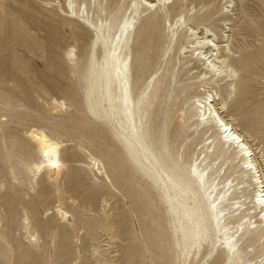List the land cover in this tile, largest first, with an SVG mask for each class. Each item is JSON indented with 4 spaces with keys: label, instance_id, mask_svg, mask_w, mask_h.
I'll list each match as a JSON object with an SVG mask.
<instances>
[{
    "label": "rangeland",
    "instance_id": "rangeland-1",
    "mask_svg": "<svg viewBox=\"0 0 264 264\" xmlns=\"http://www.w3.org/2000/svg\"><path fill=\"white\" fill-rule=\"evenodd\" d=\"M218 2L223 4L224 0ZM218 2L217 16L204 25L216 33V41L221 47L226 44L224 35L228 34L235 56L248 55L247 63L250 64L241 71V75L250 81L242 106L232 107L231 98L227 97V112L221 115L232 114L240 128L252 131L255 137L252 143L262 151L264 0H232L227 10ZM111 9L114 13L116 6ZM165 11L163 9L162 14L165 15ZM194 12V9L190 10L188 15ZM29 14L34 16L33 20L27 19ZM63 16L55 6L49 5L48 0H0V201L4 197L9 199L8 207L0 205V264H175L177 253L171 233L165 228L163 210H153L154 221L162 229L151 230L143 224L138 202L133 199L139 189L136 178L123 164L121 149L115 139L102 121L94 120L86 107L87 80L84 74L74 73L66 65L64 52L73 43L69 29L79 28L77 23L61 21ZM38 17L41 22L35 19ZM185 20V23L175 25L171 20V27L165 22L164 34L175 40L188 24L192 25L187 16ZM203 26H199L198 31L202 32ZM89 37L87 35L76 43L82 61L87 57ZM23 41L39 42L40 48L36 50L42 53V57L27 51ZM256 50L260 55L254 58L251 53ZM160 54L159 50V64L144 77H139L138 63L132 55L134 90L139 92L143 84L159 77L164 62L172 58L166 81L159 84L161 89L157 97H153L151 111L158 120L169 123L167 141L170 152L186 167L202 143L196 144L188 133L176 135L177 116L181 107H189L194 95L203 93V86H196L200 83L197 78L200 70L188 71L189 64L182 66L190 52L180 56ZM188 85L194 86L184 91L183 87ZM53 98L63 100L65 105L54 108L51 104ZM30 127L42 128L62 142L69 177L65 182L67 189L59 198L52 191L51 182L44 178L37 183L31 182V185L28 183L31 180L24 162L36 159L25 134ZM211 133L212 130L207 135ZM80 146L101 160L110 181L96 167L91 168ZM258 159L260 163L261 159ZM224 172L225 166L221 168L217 181ZM243 199L240 197L234 202ZM145 204L150 209V203ZM56 205L69 212L73 226L55 218ZM246 206L251 204L246 203ZM25 212L37 234L36 247L27 242L22 221ZM249 213L254 214V209ZM149 221L147 219L146 223ZM248 237L239 236L237 242L242 259L264 264L263 239L248 245ZM212 257L206 255L199 264H211ZM215 264H225V260L221 257Z\"/></svg>",
    "mask_w": 264,
    "mask_h": 264
},
{
    "label": "bare ground",
    "instance_id": "bare-ground-1",
    "mask_svg": "<svg viewBox=\"0 0 264 264\" xmlns=\"http://www.w3.org/2000/svg\"><path fill=\"white\" fill-rule=\"evenodd\" d=\"M48 1L64 15L61 21L77 23L79 29H69L73 43L64 52L66 65L72 72L84 74L86 107L115 139L123 164L136 178L139 189L133 199L138 202L143 224L151 230L162 229L154 221L153 210H163L165 228L171 233L177 253L175 264H199L206 255H213L211 264L218 263L221 257L225 264H258L242 259L237 242L239 236L245 235L249 236L248 245L260 239L264 242V150L252 143L254 133L240 128L232 114L221 115L227 112V97L231 98L232 107L242 106L250 81L241 71L250 64L248 55L235 56L228 34L224 35L227 40L221 47L216 33L204 25L217 16L219 0ZM218 4L227 10L232 0ZM112 6H116L114 13ZM193 9L194 14L189 16ZM185 16L192 25L188 24L175 40L164 34L165 22H169V27L171 20L173 25L185 23ZM27 19L33 20L34 16L29 14ZM35 19L41 22L39 17ZM224 25H228L226 20ZM199 26H203L202 32L198 31ZM87 35V57L82 61L76 43ZM37 43L22 44L27 51L42 57L36 50L40 48ZM159 50L162 56L190 52L182 66L189 64L188 71L200 70V83L196 86H203V93L194 95L189 107H181L177 116L176 135L188 133L196 144L202 143L186 167L170 152L169 123L158 120L151 111L153 97L161 89L159 84L166 81L172 66L170 55L159 77L143 84L139 92L134 90L132 55L138 63L139 77H144L159 64ZM259 55L257 50L251 53L254 58ZM51 104L61 108L65 102L53 98ZM210 130L212 133L207 135ZM25 134L36 154V159L24 162L31 180L28 183L44 178L51 182L52 191L59 198L67 189L65 182L69 177L62 142L39 127H30ZM79 149L91 168L96 167L110 181L101 160L81 146ZM6 157L10 159L8 154ZM223 166L225 172L217 181ZM239 194L244 199L234 202ZM246 203L251 206L244 207ZM8 204L9 199H1L0 205ZM251 209L255 213L250 215ZM54 216L73 226L69 212L60 205L55 206ZM147 219L150 223H146ZM22 221L28 245L38 246L37 234L26 212Z\"/></svg>",
    "mask_w": 264,
    "mask_h": 264
}]
</instances>
